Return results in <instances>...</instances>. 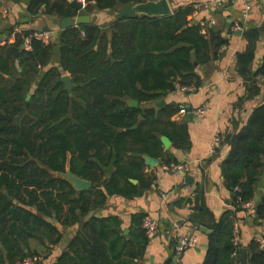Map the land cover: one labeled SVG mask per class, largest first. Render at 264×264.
<instances>
[{
    "label": "trees",
    "instance_id": "1",
    "mask_svg": "<svg viewBox=\"0 0 264 264\" xmlns=\"http://www.w3.org/2000/svg\"><path fill=\"white\" fill-rule=\"evenodd\" d=\"M147 1L153 0H89L87 11H114L126 4ZM42 4H46L47 14L61 19L74 18L79 13L68 0H31L29 9L36 14ZM194 10V5H188L164 16H126L108 26L93 22L72 24L62 30L60 65L77 84L73 89L75 99L61 81L58 67L39 76V67L50 64L56 46L53 41L34 39L32 49H23L25 37L33 32L30 29L17 35L14 43L1 47V70L10 78L0 75V264H16L29 255L43 258L31 246L32 239L44 245L42 238L59 243L62 233L49 218L64 225H81L68 249L53 264H139L135 259L143 255V247H130L119 230V219L85 217L107 200L99 187L114 157L118 169L110 185L116 192L132 196L141 191L129 182V176L139 178L143 188H148L152 180L128 170L121 163L124 154L159 156L163 147L160 134L168 133L167 127L173 128L171 134L179 136L181 142L176 139V145L187 147V127L171 119L179 107L155 109L143 104L157 98L161 91L193 83L199 86L194 54L199 56L213 47L217 57L219 50L229 44L220 31L212 30L206 38L201 26L189 18ZM245 35L253 45L258 30L247 29ZM251 45L238 54L244 75L250 72L254 59ZM16 59L23 67L20 76L12 70ZM210 59L209 54L199 56L200 63ZM256 73V77H264V65ZM38 78V87L27 100ZM127 99L140 104L131 106ZM226 139L232 144L224 170L234 194L233 208L221 219L211 220L209 248L202 264L240 263L242 245L235 244L234 221L239 212L246 210L242 202L254 198L257 177L264 166V105L243 129ZM177 161L168 158L164 162ZM142 162L134 159L129 165L139 171ZM69 168L90 180L93 189H75L64 177ZM237 186L239 192L235 190ZM200 204L203 203L196 207L199 220L208 214L203 206L199 209ZM255 212L256 218L264 221V199ZM145 217L136 218L143 244L148 242L142 227ZM248 264H264V249L256 240L249 244Z\"/></svg>",
    "mask_w": 264,
    "mask_h": 264
},
{
    "label": "crops",
    "instance_id": "2",
    "mask_svg": "<svg viewBox=\"0 0 264 264\" xmlns=\"http://www.w3.org/2000/svg\"><path fill=\"white\" fill-rule=\"evenodd\" d=\"M68 1L71 2V0ZM214 1L168 0L172 13L179 7L194 5L195 10L189 16L192 23L201 26V31L206 38L210 37L212 30L220 31L228 39L229 44L219 50L217 57H214L213 47L199 54L200 58L209 54L211 59L208 63H200L199 56L194 54L195 72L201 79L199 86L193 83L177 86L172 91H161L157 98L143 104L144 107L155 109L170 105L179 107L171 119L178 125L187 127V147L177 146L176 139L177 143L181 142L179 136L171 134L173 128L167 127L168 133L160 134V139L167 136L171 144L169 147H165L162 141L163 147L159 156L137 152L124 154L121 163L127 165L128 170L141 175L142 179L152 180L148 188H143L139 178L129 176V182L141 191L132 196L120 194L110 185L112 174H115L118 169V165H114V157L112 164L105 168L104 184L99 187L103 188L107 200L103 206L91 210L85 217V219L91 216L119 219V230L130 243V247H143V255L135 259L139 264H178L173 262V258L176 256L174 242L179 236L187 234H195L198 242L195 247L186 249L182 256H178L179 261L182 264H202L205 261L209 248V235L212 232L202 231L199 226L212 230L211 220L221 219L227 211L233 208L234 194L228 186L224 170V163L231 156L232 144L226 137L235 135L243 129L250 122L255 111L264 105V77L260 74L255 76L256 72L264 65V0H231L221 7L216 6ZM30 2L31 0H0V54H2V46L14 43L17 35L22 34L25 30H39L48 27L51 31L50 41H53L56 46L50 64L39 67V76L42 77L51 67H58L61 75H71L60 65L59 43L60 33L64 30L61 23L64 18L61 19L56 14H47L45 12L46 4H42L40 10L33 14L29 9ZM245 2L250 3V11L246 16L244 15ZM88 3L89 0H86L85 9L78 10L77 16L89 15L91 17L89 23L94 22L101 26H108L115 20L124 18L116 17L118 9L122 6L114 11L104 10L92 13L87 11ZM72 24H77L74 18ZM236 25H239L241 29L237 30ZM16 27L21 31L12 36V31ZM247 29L258 30V36L253 45L245 35ZM239 30L242 31L241 34H237ZM250 45L254 49V59L249 66L250 72L244 75L238 65V54L248 49ZM21 47L23 48V44ZM190 49L192 53L196 52L192 46ZM12 70L15 76L21 75L23 67L20 60L13 61ZM0 75L6 80L10 78L1 70V66ZM39 79L33 83L27 100L31 99L32 93L37 89ZM76 86L75 83L73 89ZM69 94L71 99H75L73 90ZM130 100L127 99V102L129 103ZM202 106L208 107L207 113L202 117L196 116L194 113L189 116V112L186 114L180 112L183 107L188 109L191 107L195 110ZM140 118L143 119V116ZM217 132L223 135L224 141L215 154H210L209 148ZM146 155L157 159L158 162L155 165L148 164L145 159ZM168 158L178 160L172 163H188L189 171L182 174L165 170L166 163L164 161ZM134 159L143 161V168L139 170L140 172L129 165V162ZM69 170L71 171L70 168ZM187 177H190L191 180L188 181ZM257 180L252 199L255 207L253 209L245 208L246 210L237 214V219L234 221V224L239 226L240 243L242 246H246L248 251L252 240H256L258 236L264 237V221L257 219L255 212L256 206L264 199V166ZM106 184L113 191L111 195L107 193ZM122 184L125 185L126 181L122 180ZM91 189H93V185L89 190ZM198 203H203L200 204L199 209H202L203 206V209L205 208L208 212L202 219L200 217V220L196 218L198 217L196 210ZM139 215H150L159 219L158 234L153 238L147 236V244L142 243L140 236L141 226L136 220ZM49 221L62 233V239L59 243L52 244L48 239L42 238L45 245L39 239L31 240L33 249L44 255L39 264H53L68 249L72 238L81 229L80 224L64 225L56 218H49Z\"/></svg>",
    "mask_w": 264,
    "mask_h": 264
},
{
    "label": "built area",
    "instance_id": "3",
    "mask_svg": "<svg viewBox=\"0 0 264 264\" xmlns=\"http://www.w3.org/2000/svg\"><path fill=\"white\" fill-rule=\"evenodd\" d=\"M86 0H82L80 2L85 4ZM231 0H215L214 3L216 6H225L227 3H229ZM250 11V3L245 2V8H244V15L246 16ZM236 29H241L239 25H236ZM21 29L16 27L12 31V36L15 35V33L20 32ZM51 38V31L50 30H33L30 34H28L25 39L23 46L24 48L30 50L32 49V41L34 39L37 40H42L44 42H49ZM208 111V107L202 106L198 107L195 110L192 109L191 112L194 113L196 116L202 117L204 116ZM181 113L186 114L189 112V109L186 107L181 108L180 110ZM224 141V137L221 133L217 132L212 140L211 146L209 148V153L210 154H215L218 150V148L221 147L222 143ZM165 170L168 171H173L176 173H182L186 174L190 167L188 163H170L166 164L164 166ZM236 191H240V187L237 186L235 188ZM242 207L248 208V209H253L255 207L254 201L250 200L247 202H242L241 204ZM142 227L144 228L146 235L149 238H153L158 234L160 223L159 219L156 217L152 216H146L143 220ZM234 229H235V244L237 246H240V237H239V226L237 224H234ZM256 241L259 243L260 248L264 249V237L263 236H258L256 237ZM198 238L195 234H187V235H181L178 237L177 241L174 242V252L176 256H182L185 252L186 249L195 247L197 245ZM41 261V257L39 255H29L25 257L24 259L18 261L16 264H39Z\"/></svg>",
    "mask_w": 264,
    "mask_h": 264
},
{
    "label": "water",
    "instance_id": "4",
    "mask_svg": "<svg viewBox=\"0 0 264 264\" xmlns=\"http://www.w3.org/2000/svg\"><path fill=\"white\" fill-rule=\"evenodd\" d=\"M92 1V0H91ZM71 3L77 8V10H84L85 6L84 3L79 2L78 0H71ZM220 9V8H219ZM141 14H146L150 16L154 15H169L172 14V8L168 2V0H156V1H147L143 3H136V4H126L120 7L117 11L116 17L117 18H123V17H130V16H136V15H141ZM74 20H76L77 24L81 23H89L91 22V17L89 15L81 14L79 16H75ZM62 27L66 29L67 27L71 26L73 23V18L71 17H66L62 19ZM42 30H50L48 27L42 29ZM242 31L239 30L237 31V34H241ZM24 48V46H23ZM61 81L64 82L65 88L72 93L73 87L75 86V83L72 81L71 75L69 74H64L61 76ZM129 103L133 106H137L139 103L136 100H130ZM192 108H189V116L192 115L191 112ZM142 118V117H141ZM136 128V126H134ZM162 141L165 145V147H169L171 144L170 139L167 136L162 137ZM146 162L150 165H155L156 162H158L157 159H154L153 157L150 156H145ZM64 177L68 181L71 182V184L74 186L75 189L78 190H89L92 187V182L90 180L81 178L74 174L72 171H67V173L64 174ZM187 180L190 181V177H187ZM105 188L107 190V193L111 195L113 193L111 187L109 185H105ZM202 231H205L207 233H211L212 230L208 229L207 227L204 226H199ZM240 264H248V248L246 246H242L240 248ZM180 258L174 257L173 262L182 264L181 261H179Z\"/></svg>",
    "mask_w": 264,
    "mask_h": 264
}]
</instances>
